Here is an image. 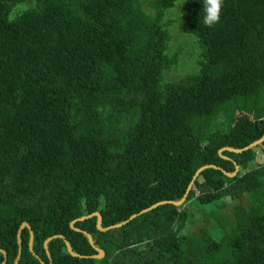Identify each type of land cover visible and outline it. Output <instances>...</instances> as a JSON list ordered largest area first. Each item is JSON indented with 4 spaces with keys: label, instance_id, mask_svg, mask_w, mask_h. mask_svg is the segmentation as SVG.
Listing matches in <instances>:
<instances>
[{
    "label": "trees",
    "instance_id": "16d2710c",
    "mask_svg": "<svg viewBox=\"0 0 264 264\" xmlns=\"http://www.w3.org/2000/svg\"><path fill=\"white\" fill-rule=\"evenodd\" d=\"M178 1L0 0V264L15 263L23 222L18 264H264V140L220 153L264 135L251 102L264 92V0H224L214 27L203 0H184L204 60L165 80ZM205 165L182 205L143 212L182 199ZM227 197L247 204L226 213L231 257L208 262L216 218L204 211L210 225L193 235L185 206ZM94 212L102 227L127 223L71 226Z\"/></svg>",
    "mask_w": 264,
    "mask_h": 264
},
{
    "label": "rangeland",
    "instance_id": "374dc122",
    "mask_svg": "<svg viewBox=\"0 0 264 264\" xmlns=\"http://www.w3.org/2000/svg\"><path fill=\"white\" fill-rule=\"evenodd\" d=\"M18 6L13 9L10 18H13L18 13H14ZM146 8L149 11L155 10L149 2L146 3ZM191 18L194 19V16L192 17L191 9L185 6L184 0H179L176 7L169 10L166 16V20L172 21V25L168 27L171 35L173 36L169 52H179V57L177 64L174 65L171 70L163 72L165 80H177L188 73L196 72L199 63L204 60V56L201 59V53L204 48L200 47L197 42V38L187 31L188 24L192 20ZM167 54L171 55L168 51ZM251 102L257 103V105L253 107L258 109L263 108L264 92L261 94L260 99L253 98ZM240 110L244 111L242 108ZM262 156V152H260L258 154V158H261ZM250 165H252V163ZM226 202L228 206L224 208ZM238 204H247L246 198L243 197L234 200L227 197L224 201H217L206 205H201L200 203L192 200L186 204L185 207L191 213V219L189 220L185 230L193 235L199 234L203 225H210V221L208 219L209 216H207L204 211H212L213 216L216 218L214 221L215 226L211 229V234L217 241H220L222 245L217 252H209L203 255L204 259L208 262L221 263L231 257L230 242L234 237L235 231L232 229V224L226 213L233 217V207Z\"/></svg>",
    "mask_w": 264,
    "mask_h": 264
},
{
    "label": "water",
    "instance_id": "95a60500",
    "mask_svg": "<svg viewBox=\"0 0 264 264\" xmlns=\"http://www.w3.org/2000/svg\"><path fill=\"white\" fill-rule=\"evenodd\" d=\"M263 140H264V135H263L260 139L254 141V142H252L251 144H249L248 146H246L244 149H238V148H232V147H225V148H222V149L220 150V153H221L222 150H224V149H227V150H230V151H233V152H236V153H241L243 150H248L249 148H252V147L258 145V144L261 143ZM208 167H215V166H214V165H205V166H202L201 168H199V169L196 171V173H195V175H194V178H193V180L191 181V183H190V185H189V187H188V189H187V191H186V194L184 195V197H183L182 199H180L179 201H161V202H158V203L152 205L151 207L145 209L143 212H146V211H148V210H150V209H153V208H155V207H157V206H159V205H161V204H165V203H172V204H174V205H176V206H180V205H182V204L186 201V198H187V196H188L190 190L192 189L193 183H194L195 179L197 178V176L200 174V172H201L202 170H204L205 168H208ZM238 170H239V166L236 164V168H235V171H234L233 173H227L226 171H225V173L228 174V175H230V176H235V175L237 174ZM94 216H97V217H98V220H97V226H98V228H99L100 230H102V231H107V230H109V229H111V228H114V227H120V226H122L123 224L127 223V221H124V222H121V223H118V224H115V225H111V226H108V227H102V226H101V222H102V216H101V214L98 213V212H94V213H91V214H89V215H87V216H83V217H80V218L75 219L74 221L71 222V226H72L74 229H76V230H78V231H81L80 228H76V227L74 226V225H75V222H77V221H84V220H86V219H88V218H92V217H94ZM135 216H136V215H133L130 219H133ZM26 226L29 227V223H27V222H23L22 225L20 226L19 231H18V241H19V245H20V246H19L18 255H17V258H16L14 264H18L19 259H20V257H21V234H22L23 229H24ZM84 233H86V235L88 236V239H89L90 243H91V244L96 248V250L98 251V253L92 255V257H94V258H98V259L103 258L104 255H105L104 250L101 249V248H99V247H96V246H95V244H94V240H93V237H92V235H91L90 233H87L86 231H85ZM58 236L63 237V235L60 234V235H54V236H51V237L47 238L46 241H45V243H44L45 248L47 249V247H48V242H49L50 240H52L53 238L58 237ZM32 244H33V233L31 232V237H30V248L32 247ZM67 247H68V249H69V251H70V253H71L72 255H74V256H81L80 254H77V253H75V252L73 251V249L71 248V245L69 244V242H67ZM0 250L3 251L2 249H0ZM4 253H5V256H6V255H7L6 252H4ZM82 256H86V255H82ZM5 263H6V259L3 261L2 264H5Z\"/></svg>",
    "mask_w": 264,
    "mask_h": 264
},
{
    "label": "clouds",
    "instance_id": "9594fccd",
    "mask_svg": "<svg viewBox=\"0 0 264 264\" xmlns=\"http://www.w3.org/2000/svg\"><path fill=\"white\" fill-rule=\"evenodd\" d=\"M224 0H203V23L207 27H214L220 20Z\"/></svg>",
    "mask_w": 264,
    "mask_h": 264
},
{
    "label": "flooded vegetation",
    "instance_id": "af4514ba",
    "mask_svg": "<svg viewBox=\"0 0 264 264\" xmlns=\"http://www.w3.org/2000/svg\"><path fill=\"white\" fill-rule=\"evenodd\" d=\"M85 216H87V215H85ZM83 217V216H82Z\"/></svg>",
    "mask_w": 264,
    "mask_h": 264
}]
</instances>
